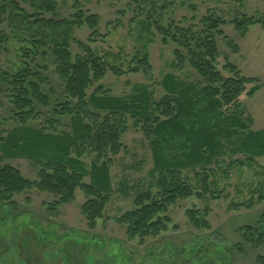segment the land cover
<instances>
[{
	"label": "rangeland",
	"instance_id": "obj_1",
	"mask_svg": "<svg viewBox=\"0 0 264 264\" xmlns=\"http://www.w3.org/2000/svg\"><path fill=\"white\" fill-rule=\"evenodd\" d=\"M57 1L64 18L79 10L74 7L75 0ZM78 1L87 15H98L100 20L96 36H92L94 30L84 26L76 29L75 37L107 64L105 76L88 90L89 99L101 85L118 97L132 96L146 87L160 101L166 95L162 82L168 74L201 82L203 78L188 62H178L175 51L180 46L171 38L165 42L159 29L192 25L202 29L201 19L215 12L227 22L222 29L237 45L235 50L223 37L218 39V67L222 69L229 61L244 76L260 79L262 87L253 96L244 93L241 103L254 119L252 129H264V27L251 26L242 36L230 23L244 15L264 14V0ZM21 46L10 39L0 47V138H6L20 125L41 128L46 123L43 121L51 118L49 108L43 106H39L43 115L37 119L24 122L14 115L6 75L21 70ZM73 52L83 53L77 43L73 44ZM145 57L149 59V70L139 64ZM53 69L46 74L53 85L43 84L52 104L56 98L62 99L63 91ZM91 108L95 111L92 105ZM127 118L128 128L121 136L123 147L118 155L110 153L112 190L103 217L91 226L83 211L88 198L81 188L75 191L71 202L55 207L54 195L37 187L16 194L0 207V264H264V239L259 237L264 234V156L253 162H247L242 154L220 158L210 166L211 189L204 198L194 195L170 205L164 215L170 219L168 229L159 235L128 238L127 226L118 218L135 209L139 194L157 190L149 139L134 126L133 119ZM72 156L78 155L73 152ZM96 156L86 153L80 159L90 170ZM236 160L240 162L235 163ZM0 163L18 168L32 182L40 179L39 167L28 156L0 158ZM199 173V169L185 172L194 193L202 191ZM84 183H90L88 176ZM193 209L201 212L209 227L194 226L188 216ZM250 229L257 233L251 236Z\"/></svg>",
	"mask_w": 264,
	"mask_h": 264
},
{
	"label": "trees",
	"instance_id": "obj_2",
	"mask_svg": "<svg viewBox=\"0 0 264 264\" xmlns=\"http://www.w3.org/2000/svg\"><path fill=\"white\" fill-rule=\"evenodd\" d=\"M74 7L79 10L64 18L57 0H0V47L15 39L23 51L21 70L6 75L14 115L24 122L37 119L43 115L39 106L51 113L41 128L20 125L0 138L1 159L28 156L40 169L39 181L32 182L18 168L0 163V207L34 187L52 193L55 207L71 202L81 188L88 198L83 211L94 227L110 200V153H120L129 116L149 139L157 193L139 194L135 209L118 221L127 226L130 240L157 236L168 229L170 219L164 215L170 205L194 195L202 199L210 191V166L220 158L242 154L253 162L264 156V129H252L254 119L241 103L244 93L253 96L263 84L258 77L244 76L229 61L219 69L218 39L223 37L235 50L237 45L222 29L227 22L211 12L201 19L202 29L196 25L159 29L165 42L171 38L180 46L175 51L178 62H188L203 78L201 82L168 74L162 82L166 95L160 101L146 87L132 96L118 97L101 85L89 99L88 90L105 76L107 64L88 44L77 40L75 32L88 26L96 36L100 18L87 15L78 0ZM230 23L245 36L251 26L264 27V14L244 15ZM74 43L83 53L74 55ZM139 64L145 70L151 68L148 57ZM51 67L63 90L62 99L56 98L54 104L43 90V84L53 85L46 75ZM112 70L122 74L116 67ZM73 152L78 156H72ZM86 153L97 155L90 170L80 159ZM198 169L202 191L194 193L185 172ZM85 176L89 184L84 183ZM188 216L197 228L210 226L197 209L188 211ZM250 231L251 236L257 233ZM259 237L264 239V234Z\"/></svg>",
	"mask_w": 264,
	"mask_h": 264
}]
</instances>
